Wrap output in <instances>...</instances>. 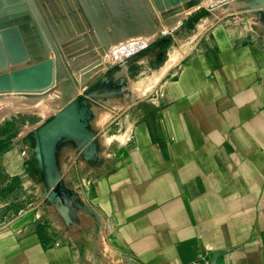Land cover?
<instances>
[{
  "label": "crops",
  "instance_id": "crops-1",
  "mask_svg": "<svg viewBox=\"0 0 264 264\" xmlns=\"http://www.w3.org/2000/svg\"><path fill=\"white\" fill-rule=\"evenodd\" d=\"M229 23L196 35L163 99L121 111L126 139L93 161L74 246L41 225L0 230V264H264V46Z\"/></svg>",
  "mask_w": 264,
  "mask_h": 264
},
{
  "label": "rangeland",
  "instance_id": "rangeland-1",
  "mask_svg": "<svg viewBox=\"0 0 264 264\" xmlns=\"http://www.w3.org/2000/svg\"><path fill=\"white\" fill-rule=\"evenodd\" d=\"M217 5L111 64L83 91L63 88V94L41 100L12 96L0 101V230L41 225L52 233L54 247L74 246L69 236L77 220L75 210L88 212L93 161L105 147L115 154L113 150L126 139L120 131L121 111L135 109L143 101L152 107L163 99L165 84L179 79L187 51L198 44L196 35L211 23L243 26L264 46V0H225ZM170 65L169 75L161 81ZM98 230L93 231L94 252ZM203 255H212L217 264L221 254Z\"/></svg>",
  "mask_w": 264,
  "mask_h": 264
},
{
  "label": "bare ground",
  "instance_id": "bare-ground-1",
  "mask_svg": "<svg viewBox=\"0 0 264 264\" xmlns=\"http://www.w3.org/2000/svg\"><path fill=\"white\" fill-rule=\"evenodd\" d=\"M223 1L225 0H200V3L191 9L187 8V1L181 2L177 6L176 15L164 19L154 0H78L92 26L91 30L98 37L100 47L95 49L94 53L100 55L102 61L93 73L84 75V77L73 68L71 61L66 57L62 43L42 6L45 0H25L28 23L36 28L43 42L49 47V56L54 63L53 83L48 88L40 90L0 91V101L12 96L38 100L45 96L58 94V92L63 94L61 91L63 88L74 93L77 89L83 91L111 64L137 51L141 46L143 48L144 44L151 43L157 35L167 34L169 29L187 24L197 14ZM51 4L56 14L59 15L55 4ZM174 19L178 21L172 23ZM110 21H113L114 26ZM94 53L90 55V59L95 56ZM12 68V64H9L8 70ZM2 72L4 71L0 70V73ZM4 104L9 105L8 102Z\"/></svg>",
  "mask_w": 264,
  "mask_h": 264
},
{
  "label": "water",
  "instance_id": "water-1",
  "mask_svg": "<svg viewBox=\"0 0 264 264\" xmlns=\"http://www.w3.org/2000/svg\"><path fill=\"white\" fill-rule=\"evenodd\" d=\"M186 1L188 9L200 3V0H154L164 19L176 15L177 6ZM42 6L73 68L82 76L93 73L102 63L101 56L94 53L100 44L78 0H45ZM28 19L25 0H0V70L4 71L0 73V91L40 90L53 83L54 63L49 47ZM177 21L174 19L172 23ZM93 53L95 56L90 59ZM9 64L13 66L11 70Z\"/></svg>",
  "mask_w": 264,
  "mask_h": 264
},
{
  "label": "built area",
  "instance_id": "built-area-1",
  "mask_svg": "<svg viewBox=\"0 0 264 264\" xmlns=\"http://www.w3.org/2000/svg\"><path fill=\"white\" fill-rule=\"evenodd\" d=\"M188 264H216V261L211 255H203Z\"/></svg>",
  "mask_w": 264,
  "mask_h": 264
}]
</instances>
